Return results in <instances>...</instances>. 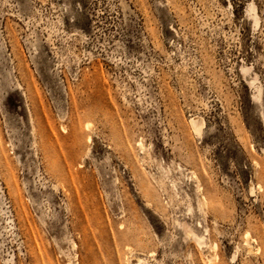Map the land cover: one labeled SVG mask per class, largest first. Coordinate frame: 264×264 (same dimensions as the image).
I'll use <instances>...</instances> for the list:
<instances>
[{
    "label": "rangeland",
    "instance_id": "1",
    "mask_svg": "<svg viewBox=\"0 0 264 264\" xmlns=\"http://www.w3.org/2000/svg\"><path fill=\"white\" fill-rule=\"evenodd\" d=\"M0 264H264V0H0Z\"/></svg>",
    "mask_w": 264,
    "mask_h": 264
},
{
    "label": "bare ground",
    "instance_id": "2",
    "mask_svg": "<svg viewBox=\"0 0 264 264\" xmlns=\"http://www.w3.org/2000/svg\"><path fill=\"white\" fill-rule=\"evenodd\" d=\"M192 127L194 128L195 132L199 133L202 129V119L199 117H192L191 119Z\"/></svg>",
    "mask_w": 264,
    "mask_h": 264
}]
</instances>
